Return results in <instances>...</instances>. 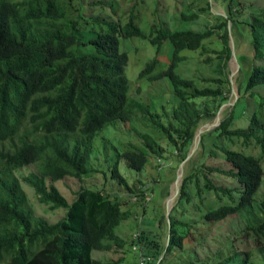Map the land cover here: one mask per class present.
I'll use <instances>...</instances> for the list:
<instances>
[{
    "label": "trees",
    "instance_id": "16d2710c",
    "mask_svg": "<svg viewBox=\"0 0 264 264\" xmlns=\"http://www.w3.org/2000/svg\"><path fill=\"white\" fill-rule=\"evenodd\" d=\"M197 1L199 12L212 14L208 0L190 3ZM186 10L181 19L198 16L189 4ZM215 17L219 23L202 32L149 27L157 53L164 41L171 46L166 63L156 54L136 77L168 81L172 104L160 113L132 96L125 74L128 54L119 49L120 39L143 35L133 14L121 23L85 13L82 0H0V264H117L93 258L91 252L123 249L125 241L115 228L127 216L126 201L81 186L67 202L55 181L66 176L81 180L98 171L91 164L94 135L116 121L133 123L138 112L148 120L149 134L143 138L149 141L142 147L113 146L109 178L129 190L119 162L141 171L149 153L162 155L159 138L181 162L200 120L214 117L228 99L229 88L222 85L229 82L218 78L215 86H200L176 69L183 51L202 48L214 32L223 44L218 64H224L231 53L228 22L247 40L246 49L235 54L248 65L247 79L218 124L200 133L197 161L183 175L169 209L166 241L160 240L157 220L154 231L136 229L137 243L151 258L147 264H167L186 241L201 242L218 221L255 210L260 218L246 226L245 236L252 238L253 249H264V197L254 203L264 180V93L256 90L264 86V6L226 0L224 13ZM209 101L214 106L206 111ZM238 103L245 112L236 110ZM250 145L257 153L243 149ZM29 164L33 171L15 174ZM21 182L33 189L39 203L64 209L63 216L55 222L37 216ZM143 194L141 189L135 196ZM236 240V235L230 238L209 260L183 264H264V259L256 263L250 251L237 249Z\"/></svg>",
    "mask_w": 264,
    "mask_h": 264
},
{
    "label": "rangeland",
    "instance_id": "374dc122",
    "mask_svg": "<svg viewBox=\"0 0 264 264\" xmlns=\"http://www.w3.org/2000/svg\"><path fill=\"white\" fill-rule=\"evenodd\" d=\"M208 1L211 5L210 10L212 14L208 11L199 12L198 8L196 9V4H199L200 1L192 4L190 0H82V3L85 13L91 16H104L111 20L119 19L121 23L126 21L129 14H133L136 17V23L141 28L143 35L121 38L119 42V49L126 51L128 54L125 74L129 81L132 96L147 103L151 110L161 113L163 109H169L172 104L170 102V86L168 81L164 78L156 81L137 80L136 78L138 71L148 59L159 54L161 63H166L170 56L171 46L168 41H164L159 52H156L155 46L149 41V27L154 24L165 28H177L194 32H202L208 28H213L219 23L215 14L224 13L226 0ZM239 1L244 2V5L251 3L254 7L264 6V0ZM92 2H96V4L92 5ZM185 2L198 13L195 19H181L180 12L187 11V4ZM111 8L115 11H112ZM128 9L132 11H128ZM227 36L230 52L232 51L234 56L236 53L243 52L246 49L247 40H245L244 36H240L237 32L233 31L230 22H228ZM203 43L202 48L194 51H183L184 59L180 62L176 71L184 77L192 78L200 86H215L218 84V78L223 80L224 78L228 79L229 83L222 85L225 91L229 89L228 93H226L228 94V99L219 107L221 118L223 112L229 110L231 104L238 97L237 87L241 89L242 85H244L249 68L246 63L236 59V56L235 59L231 57V53L229 59L224 64H218L219 54L223 47L220 33H212L204 39ZM239 68L240 71L238 70ZM256 90L264 93V86L257 87ZM213 106L214 102L209 101L205 110L209 111V108ZM240 108L244 112L246 111L244 106L242 107L241 103H238L236 110L240 111ZM147 121L144 115L138 112L133 123L116 121L114 124L104 126L93 138L94 153L91 164L98 171L83 177L81 180L66 176L61 180L55 181V186L67 202H70L74 198L75 191L81 186L100 188L104 193L116 196L118 200L126 201L125 209H127V216L115 228L116 234L125 241L123 249L120 248L112 251L93 250L91 252L93 258L102 261L117 260V264H135L136 252L131 249L129 242L131 234L137 228L154 231L157 228V220L160 223L161 242L164 243L167 239L166 203L168 200V204L171 207L175 201L176 195L173 197L174 180L181 162H179L178 155L175 152L172 153V149L167 146L166 141L163 138L157 139V142L162 147V155L149 153L148 161L141 171L131 170L123 162H119V170L125 176L130 187L129 190L109 178L108 165L114 156L113 146L130 143L137 147H142L143 141H149L148 136L145 137L146 139L143 138V133L149 134ZM214 122L215 116L211 119L208 117L201 119L195 133L197 130H201L199 132L200 137V133L209 131L216 126ZM194 140L195 138H193ZM193 141L188 151L190 153L189 157L183 163L181 179L186 172H189L188 170L194 167L195 161H197L199 156V150L197 145L194 147ZM243 149L248 152L257 153V148L252 145L248 148L243 147ZM189 159L192 162H189ZM189 163L193 164L192 167ZM33 170L34 165L29 164L20 167L15 171V174L20 177ZM100 170L104 172L101 173ZM21 185L26 192L30 207L37 216L43 217L48 222H55L63 216L64 209H53L39 203L33 189L24 182H21ZM141 189L144 194L141 198H138L135 196V193ZM208 197L212 198V194H209ZM262 197H264V180L256 194L255 205ZM259 218L260 212L255 210H252V212L242 211L238 214L230 215L215 223L201 242L186 241L183 250L172 253L167 260V264H183L189 261L200 262L209 260L216 254L220 246L225 245L235 235L239 238V240L235 241L236 248L250 251L256 263H260L264 259V249H253L254 242L251 240L252 238L245 236L246 226L259 220ZM163 264H166V262Z\"/></svg>",
    "mask_w": 264,
    "mask_h": 264
},
{
    "label": "water",
    "instance_id": "95a60500",
    "mask_svg": "<svg viewBox=\"0 0 264 264\" xmlns=\"http://www.w3.org/2000/svg\"><path fill=\"white\" fill-rule=\"evenodd\" d=\"M231 57H234V59H235V56H234V54H233V52L231 51ZM220 112H221V110L220 109H218V111H217V113L215 114V122H214V124L215 125H217L218 124V122H219V118H220ZM201 130H197V132L195 133V135H194V138H195V140L193 141V145H194V147L197 145V142H198V139H199V132H200ZM189 154L190 153H188L187 155H186V157L181 161V163L179 164V166H178V172L180 171V176H179V173H177V175H176V178H175V180H174V195H173V197L175 196V195H177V193H178V189H179V181H180V179H181V175H182V167H183V163L188 159V157H189ZM179 180V181H178ZM170 197V196H169ZM169 199V198H168ZM173 199V198H172ZM169 209H170V206H169V204H168V200H167V203H166V212H165V219H166V222H167V225H168V230H169Z\"/></svg>",
    "mask_w": 264,
    "mask_h": 264
},
{
    "label": "built area",
    "instance_id": "2783aa9c",
    "mask_svg": "<svg viewBox=\"0 0 264 264\" xmlns=\"http://www.w3.org/2000/svg\"><path fill=\"white\" fill-rule=\"evenodd\" d=\"M138 235H139V231L135 230L132 232L131 237H130V241L132 242L131 249L136 252L135 264H147L151 258L149 256L145 255L141 251L140 246L137 243Z\"/></svg>",
    "mask_w": 264,
    "mask_h": 264
},
{
    "label": "bare ground",
    "instance_id": "6f19581e",
    "mask_svg": "<svg viewBox=\"0 0 264 264\" xmlns=\"http://www.w3.org/2000/svg\"><path fill=\"white\" fill-rule=\"evenodd\" d=\"M179 173V176H180V171L178 172ZM179 181V180H178Z\"/></svg>",
    "mask_w": 264,
    "mask_h": 264
}]
</instances>
